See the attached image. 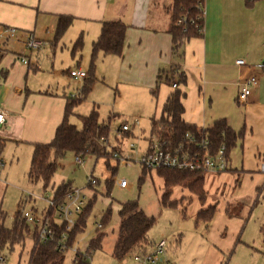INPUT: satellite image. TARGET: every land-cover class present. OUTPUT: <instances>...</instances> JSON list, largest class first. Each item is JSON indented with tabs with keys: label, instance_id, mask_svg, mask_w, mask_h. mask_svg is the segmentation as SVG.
Listing matches in <instances>:
<instances>
[{
	"label": "rangeland",
	"instance_id": "obj_1",
	"mask_svg": "<svg viewBox=\"0 0 264 264\" xmlns=\"http://www.w3.org/2000/svg\"><path fill=\"white\" fill-rule=\"evenodd\" d=\"M71 31L58 40L56 52L50 50L48 42L44 50L34 53V59L46 67L49 73L46 77L53 82L55 93L60 89L62 97H83L86 80L75 81L69 70L72 73L80 67L89 79L94 77L91 92L74 108L69 122L80 130L82 118L90 116L94 110L101 122L117 116L111 123L108 140L109 149L116 148V152L108 160L85 156L80 166L75 163L76 155L68 153L59 162L52 184L45 190L42 182L31 183L28 179L34 154L30 147L7 143L0 158V211L6 216L4 227L13 228L19 211L43 219L50 206L47 199L52 200L55 191L65 183L86 196L84 209L93 199L95 204L86 217L85 231L65 253L64 264H73L77 251L86 254L98 231L105 234L103 248L91 253L90 264H147L135 258L143 259L144 253L154 254L161 242L166 243L164 264H264V173L260 170L264 165V108L248 107L245 111V106L235 100L212 104V112L223 106L231 124L237 128L233 130L242 138L230 154L232 170L204 174V208L217 206V212L211 223H197L196 214L202 207L188 190L179 186L173 189L171 202H176L177 207L171 208L162 205L164 181L156 170H149L144 184L139 185L143 169L141 159L148 151L151 137V120L160 116L161 103L151 90L137 84V68L121 69L123 60L99 54L93 66V49L90 45L85 48V42L82 51L73 53L74 47H69ZM162 84L167 85L165 81ZM135 121H139L140 126H131ZM124 123L131 126L134 136L124 137L120 131ZM110 168L117 170L114 179ZM91 177L99 183L93 188L89 185ZM110 179L114 183L108 196L107 181ZM122 181L127 184L125 188L120 186ZM129 201H137L148 217L156 219V225L149 232L151 244L145 251L135 250L123 261H118L113 251L119 232V212L121 205ZM108 209L112 210V219L99 230L98 225L103 223ZM80 214L73 216L75 223ZM54 221L61 223L58 214ZM35 224L28 223L31 234L27 235L24 245H15L2 252L0 264H29L35 243Z\"/></svg>",
	"mask_w": 264,
	"mask_h": 264
},
{
	"label": "crops",
	"instance_id": "obj_2",
	"mask_svg": "<svg viewBox=\"0 0 264 264\" xmlns=\"http://www.w3.org/2000/svg\"><path fill=\"white\" fill-rule=\"evenodd\" d=\"M172 3L173 0H0V32L14 28L19 41L0 45V109L6 113L0 138L6 145L30 147L33 153L34 145L54 139L64 120L69 97L60 96V89L54 92L46 67L34 59V53L41 51L29 53L23 45L33 35L45 41V47L49 42L50 50L56 52L59 44L55 32L60 17L73 19L68 30H73L69 47H74L80 36L85 48L93 46L104 23L122 22L128 27L123 56L108 57L123 60L124 71L137 68V84L151 91L160 74L163 82L177 68L174 81L178 83V74L186 78V84L178 88L186 95L184 120L202 129L226 120L237 131L223 106L213 112L211 108L214 102L237 101L240 82L251 76L257 77L258 84L244 109L264 108V0H204L203 33L185 41L179 54H173L169 34L172 21L167 8ZM21 56L28 58L30 65H24ZM238 60L245 65L238 66ZM163 85L156 96L161 103L160 114L175 91Z\"/></svg>",
	"mask_w": 264,
	"mask_h": 264
},
{
	"label": "trees",
	"instance_id": "obj_3",
	"mask_svg": "<svg viewBox=\"0 0 264 264\" xmlns=\"http://www.w3.org/2000/svg\"><path fill=\"white\" fill-rule=\"evenodd\" d=\"M204 0H173L170 8L167 9L171 17V27L169 34L172 36L173 54H179L185 41L199 37L204 29V16L201 8ZM182 18H186V23L178 25ZM73 25L71 17H60L55 32V41L60 40L69 28ZM128 27L122 22L104 23L99 39L92 46V60L94 66L98 55L122 57L126 45V34ZM84 48V38L80 36L75 42L73 53L80 52ZM178 69H172L170 75L163 80L167 85L174 82L173 75H176ZM178 85H185L186 78L183 74H178ZM161 74L157 79L156 88L152 91L154 97L157 96L159 86L162 83ZM94 83L93 78H87L83 88V99H68L65 109V117L61 125L57 128L54 139L47 144L34 145V154L31 167L28 173V179L31 183L42 182L46 190L53 181V178L59 168V162L65 158L68 153H74L76 156L84 158L93 155L97 158H105L108 160L116 148L109 149V136L111 123L117 119V116L109 118L108 122H101L99 114L96 110L88 117L82 118V129H78L69 122L70 116L73 114L74 108L79 105L89 95ZM186 95L176 89L168 98L162 108L160 116L151 120V137L157 138L164 144L166 149L176 151L180 147L184 152L189 151L192 154L205 152H218L222 146H225L227 157L230 160L231 151L236 147L238 139L242 138L240 133L235 132L226 120H219L214 123L211 128L202 129L196 125L187 123L184 120L185 107L183 100ZM124 137L134 136L131 131L123 132ZM196 139L200 144L203 141L208 142V147L201 149L192 142ZM6 148V142L0 138V158ZM118 150V149H117ZM111 160V159H110ZM109 169V161H107ZM112 177L116 174V168H110ZM229 171V170H228ZM149 169L143 167L142 174L139 179V185L145 182ZM157 174L164 181V194L161 202L165 207L176 208V202H171V196L175 187H182L188 190L198 199L201 209L196 214V222L209 224L214 219L217 206H209L204 208L206 204V191L204 188L205 173L160 169L156 170ZM113 181H107L108 196L111 194ZM89 185L93 188L97 186ZM89 186V187H90ZM71 184H62L52 198L53 205L49 206L43 218L44 225L49 224V229L54 232L55 240L49 243H43L40 239V226L35 224L34 247L30 254L29 264H64L65 253L73 248L76 237L83 233L86 229V217L90 214L95 204V199L89 202L84 211L80 214V219L75 223L71 230H67V223L60 224L54 221V217L58 214L60 207L67 204L68 196L72 190ZM96 198V197H95ZM23 214L19 211L15 224L12 229L4 227L6 216L0 211V261L1 254L6 248H13L15 245H24L27 235L31 234L30 227ZM112 219V210L105 212L103 223L104 229ZM119 232L115 243L113 257L118 261H123L135 250L145 251L150 245L149 232L156 225V219L148 217L139 206L137 201H129L121 205L119 212ZM100 230V229H99ZM264 234V226L262 227ZM67 235V239L63 240L62 235ZM105 234L100 233L89 243L86 254L77 251L73 264H90V255L93 252L103 248V240ZM146 255V253H144Z\"/></svg>",
	"mask_w": 264,
	"mask_h": 264
},
{
	"label": "built area",
	"instance_id": "obj_4",
	"mask_svg": "<svg viewBox=\"0 0 264 264\" xmlns=\"http://www.w3.org/2000/svg\"><path fill=\"white\" fill-rule=\"evenodd\" d=\"M253 1V0H248ZM204 3V2H203ZM201 12L204 16L203 5ZM186 18H182L178 25L185 24ZM18 31L14 28H3L0 32V45L2 43H7L9 41H18L17 39ZM19 42V41H18ZM24 49L29 53L41 51L46 42L35 38L33 35L28 36L24 41ZM21 62L24 65H30L28 58L21 56ZM238 66H244L245 62L243 60L236 61ZM72 79L75 81H84L87 79L88 75L86 72L81 69L74 71L70 74ZM258 79L255 76L248 77L240 82V93L238 96V104L246 105L249 99L252 97L253 89L257 86ZM177 82L172 84V87L176 90L179 88ZM77 97L72 96V99ZM6 124V113L0 109V132L3 126ZM131 126H140L139 121H135ZM131 126L128 123H124L120 129L122 132H128L131 130ZM198 148L208 147V142L203 141L201 144L196 139L192 140ZM133 149L134 146L132 145ZM202 150V149H201ZM195 153L192 154L189 151L184 152L180 147L176 151H171L164 147V144L157 140V138H152L147 153L142 157L141 164L143 167L149 170H160V169H171V170H181V171H191L198 173H224L230 169V160L227 157L225 146H222L221 149L216 153ZM76 165H83L84 161L81 156H76L75 158ZM261 171L264 173V165L261 167ZM97 180L94 177L89 179L91 185H95ZM121 188L127 186L125 181H122L120 184ZM86 196L82 193L81 190L72 189L71 193L68 196L67 204L60 207L58 210V215L61 222L67 223V230H71L75 225L73 216L80 214L84 207L86 206ZM48 204L53 205L51 199H47ZM24 218L28 223H36L40 226V239L43 243L53 242L55 240V234L49 229V224L44 225L43 219L32 217L29 213L23 214ZM98 229H102L101 225H98ZM62 239L66 240L67 235L64 233ZM166 243L161 242L156 246V251L152 255H145L143 259L135 258L139 263L147 264H164L163 257L165 255Z\"/></svg>",
	"mask_w": 264,
	"mask_h": 264
}]
</instances>
